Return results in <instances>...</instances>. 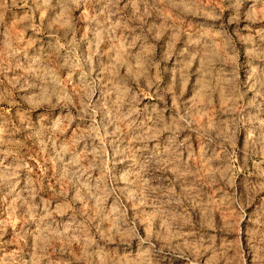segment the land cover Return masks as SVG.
I'll return each instance as SVG.
<instances>
[{
  "label": "rangeland",
  "instance_id": "rangeland-1",
  "mask_svg": "<svg viewBox=\"0 0 264 264\" xmlns=\"http://www.w3.org/2000/svg\"><path fill=\"white\" fill-rule=\"evenodd\" d=\"M0 264H264V0H0Z\"/></svg>",
  "mask_w": 264,
  "mask_h": 264
}]
</instances>
